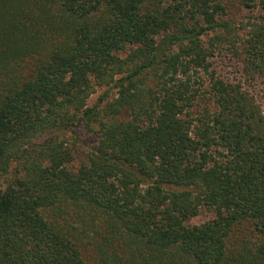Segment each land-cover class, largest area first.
Returning a JSON list of instances; mask_svg holds the SVG:
<instances>
[{"label":"trees","instance_id":"trees-1","mask_svg":"<svg viewBox=\"0 0 264 264\" xmlns=\"http://www.w3.org/2000/svg\"><path fill=\"white\" fill-rule=\"evenodd\" d=\"M222 51L264 84V0H0V264H264V111Z\"/></svg>","mask_w":264,"mask_h":264},{"label":"rangeland","instance_id":"rangeland-1","mask_svg":"<svg viewBox=\"0 0 264 264\" xmlns=\"http://www.w3.org/2000/svg\"><path fill=\"white\" fill-rule=\"evenodd\" d=\"M248 16L245 13L244 16ZM213 62L214 69L226 80H232L236 83H241L244 88L256 99L258 104L264 111V84L261 80L255 82H249L245 75L244 66L241 62L237 61L227 51H222L216 54V57L211 60ZM108 88H98L96 94H94L89 102V106L97 104L99 98L105 95ZM116 96V91L110 92V98ZM98 142V135L90 133L84 129V127H78L68 135V143L71 148L74 149L76 163L80 162L84 155L92 151ZM4 181V180H3ZM0 181V184L3 182ZM210 215L207 212H202L199 217L194 219L195 224H200L209 219ZM88 264H96L95 259L87 256Z\"/></svg>","mask_w":264,"mask_h":264}]
</instances>
